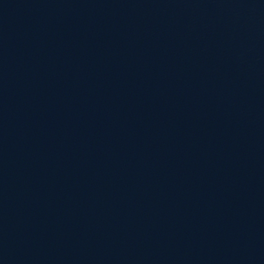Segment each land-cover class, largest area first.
I'll use <instances>...</instances> for the list:
<instances>
[{"label": "water", "instance_id": "95a60500", "mask_svg": "<svg viewBox=\"0 0 264 264\" xmlns=\"http://www.w3.org/2000/svg\"><path fill=\"white\" fill-rule=\"evenodd\" d=\"M0 264H264V0H0Z\"/></svg>", "mask_w": 264, "mask_h": 264}]
</instances>
